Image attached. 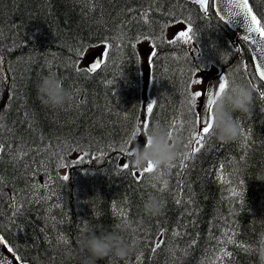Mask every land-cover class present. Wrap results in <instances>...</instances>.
Returning a JSON list of instances; mask_svg holds the SVG:
<instances>
[{
	"label": "trees",
	"instance_id": "trees-1",
	"mask_svg": "<svg viewBox=\"0 0 264 264\" xmlns=\"http://www.w3.org/2000/svg\"><path fill=\"white\" fill-rule=\"evenodd\" d=\"M250 3L264 26V0ZM182 20L191 22L199 51L167 38L168 26ZM234 38L212 10L205 16L186 0H0V231L22 260L85 264L79 241L86 228L127 224L120 235L138 241L132 252L96 264H259L264 84L248 47ZM142 39L154 46L153 112L145 120L179 142L173 166L152 173L132 167L124 151L138 127L144 132ZM98 45L105 47L102 66L87 72L83 55ZM212 65L229 84L255 85L252 111L233 113L238 139L225 143L211 133L194 153V116L185 100L196 73ZM49 73L72 91L55 108L37 94ZM150 194L159 199L157 215L144 211Z\"/></svg>",
	"mask_w": 264,
	"mask_h": 264
},
{
	"label": "clouds",
	"instance_id": "clouds-1",
	"mask_svg": "<svg viewBox=\"0 0 264 264\" xmlns=\"http://www.w3.org/2000/svg\"><path fill=\"white\" fill-rule=\"evenodd\" d=\"M254 91L253 83L232 82L223 93L215 97L212 111L213 134L218 140L227 143L239 138L240 124L233 113L251 114ZM37 94L44 105L54 108L72 99V91L65 87L62 78L56 73L41 77L37 84ZM143 134L144 146L135 142V146L130 150L127 147L124 149L125 152L131 153L130 164L136 170H144L149 162L157 166L166 165L177 157L179 142L170 137L168 131L159 123L147 128ZM258 179L264 180V177L258 176ZM143 207L145 213L151 215H157L161 210L158 197L151 194L144 201ZM127 228V224H122L112 231L103 227L86 228L79 241V249L85 256V264H96L110 255L126 258L138 243L122 238L120 233ZM256 251L259 264H264V237L261 238Z\"/></svg>",
	"mask_w": 264,
	"mask_h": 264
},
{
	"label": "snow or ice",
	"instance_id": "snow-or-ice-1",
	"mask_svg": "<svg viewBox=\"0 0 264 264\" xmlns=\"http://www.w3.org/2000/svg\"><path fill=\"white\" fill-rule=\"evenodd\" d=\"M196 4L200 6V8L205 13V16L208 12V0H194ZM229 2V13L232 18L236 16H243L244 24L246 25V31L247 33H259L262 38H264V27L260 26V21L257 20L255 15H252V9L249 7L248 0H228ZM222 11V10H221ZM193 35H195L191 22H189L187 32H181L179 34L180 39H184L185 42H188L192 39ZM245 40H249L250 36H245ZM253 43H257V50L264 55V44H259L256 41H253ZM99 63V62H98ZM97 65H93L92 67H89L86 69L87 72H92L95 70ZM256 72L258 73V79L261 81H264V60H260L256 64ZM111 83V82H109ZM196 84H202L204 83L203 78L197 79L194 81ZM229 86V78L227 75H220L218 81L216 83L211 82L210 85H205L204 89L201 91H196L191 93L189 96L186 97L185 103L188 105L189 111L193 114L194 120L189 121L188 123L190 125H194L192 127V134L190 139L188 140V144L197 145L195 148L192 149L194 153H198L201 151V149L205 146L204 141L207 138V136L211 133H213V118H212V111L214 109L215 105V97L225 91ZM259 95L264 98V90L259 91ZM197 98H201V103L198 109V114L196 111V105H197ZM154 103V102H153ZM153 103H149L147 105V113L151 114L153 112ZM149 121L145 120L143 123L144 131L148 128ZM173 127H176L173 125ZM184 125L181 124L179 126V129H177V132L181 131L183 129ZM169 136L171 137L173 135L172 132H168ZM142 135L140 128L138 127L133 133L132 138L138 142V137ZM144 135V134H143ZM145 138V136H144ZM144 146V145H143ZM125 154L129 157L131 155L130 152H125ZM187 160V156L184 157V160H181L180 166L181 167H187L185 161ZM79 163V161L75 162ZM161 166V165H160ZM157 165L151 164L149 162L148 167H146L143 170V173H152L154 169L157 167H160ZM166 167L171 168L173 166V161L168 162ZM130 168V165L125 163L123 164V169L127 170ZM134 176L136 175L135 172L132 173ZM62 180L67 181L69 179L68 175H64L61 177ZM160 191H163V189H160ZM179 203V201H177ZM191 202V201H189ZM179 235V233H177ZM164 243L163 240H159L155 247L151 249L152 252H155L158 248L161 247V245ZM195 243V241H193ZM0 264H10L9 261L6 260V258H0Z\"/></svg>",
	"mask_w": 264,
	"mask_h": 264
},
{
	"label": "water",
	"instance_id": "water-1",
	"mask_svg": "<svg viewBox=\"0 0 264 264\" xmlns=\"http://www.w3.org/2000/svg\"><path fill=\"white\" fill-rule=\"evenodd\" d=\"M188 1L195 3L194 0H188ZM214 7L217 13L219 14V16L228 24V26L232 30L237 32V37L249 45L252 51V56H253V60L255 63V68H256V64L260 60H264V55H262L257 50V43H253V41L258 42L259 44H264V38H262L259 33H251V34L247 33L246 25L244 24V20H243V16H236L234 18L231 17L229 13L230 5H229L228 0H214ZM251 14L253 15V13ZM246 35L250 36L249 40L244 39ZM98 62H99V58H97L96 62L92 64L91 67L93 65H97L98 67L99 66ZM211 82L215 83L214 79H209L206 83V86L210 85ZM0 258H6V260L9 261L10 264H33L28 261H21L19 256L12 249L8 247L1 233H0Z\"/></svg>",
	"mask_w": 264,
	"mask_h": 264
},
{
	"label": "rangeland",
	"instance_id": "rangeland-1",
	"mask_svg": "<svg viewBox=\"0 0 264 264\" xmlns=\"http://www.w3.org/2000/svg\"><path fill=\"white\" fill-rule=\"evenodd\" d=\"M187 27H185L183 24L181 23H174L170 26H168L167 28V34H169L170 36L172 37H177L179 38V34L181 32H187ZM180 39V38H179ZM183 41H185L184 39H181ZM188 43L190 45L191 42L188 41ZM102 47H96V48H93L91 50H88L86 52V54L84 55L83 59H82V64L83 65H88L91 61L93 62L94 61V58L99 55V54H102L101 51H102ZM139 50H140V54H141V57H142V64H143V67H142V75L144 77V88H146L147 86V83H148V74H149V71H150V67H149V56H150V53H151V46H150V43L149 41L147 40H142L139 42ZM221 74V71L216 68V67H210L208 69V71H201L199 72L193 82H192V89L194 90V92L196 91H201L204 89L205 87V83L207 81L208 78H216V80L218 81L219 77H220ZM203 78L204 80V83L202 84H196L194 83L195 80L197 79H201ZM145 91V90H144ZM201 98H199L200 100ZM147 102V98L145 100ZM201 102V101H200ZM199 102V104H200ZM140 141L138 140V143ZM135 145V143H134ZM134 147V146H133Z\"/></svg>",
	"mask_w": 264,
	"mask_h": 264
},
{
	"label": "bare ground",
	"instance_id": "bare-ground-1",
	"mask_svg": "<svg viewBox=\"0 0 264 264\" xmlns=\"http://www.w3.org/2000/svg\"><path fill=\"white\" fill-rule=\"evenodd\" d=\"M184 3H185V2H184ZM87 4H88V3H87ZM150 5H151V4H150ZM90 12H91V11H90ZM91 13H92V12H91ZM132 18H133V17H132ZM212 23H213V22H212ZM109 32H110V31H109ZM15 33H16V32H15ZM20 33H21V32H20ZM151 34H152V33H151ZM160 34H161V33H160ZM104 35H105V34H104ZM4 39H5V38H4ZM159 42H160V41H159ZM126 44H127V43H126ZM159 44H160V43H159ZM116 47H117V46H116ZM16 52H17V51H16ZM123 52H124V51H123ZM16 54H17V53H16ZM140 55H141V54H140ZM169 55H170V54H169ZM183 55H184V54H183ZM117 61H118V60H117ZM160 62H161V61H160ZM156 63H157V62H156ZM158 63H159V62H158ZM166 64H167V63H166ZM155 66H156V64H155ZM160 66H161V65H160ZM160 66H159V67H160ZM156 67H157V66H156ZM159 67H158V68H159ZM158 68H157V69H158ZM154 69H155V68H154ZM135 70H136V69H135ZM158 70L160 71V69H158ZM125 71H126V70H125ZM159 71H158V72H159ZM172 75H173V74H172ZM110 76H111V75H110ZM114 77H115V76H114ZM124 81H125V80H124ZM124 83H125V82H124ZM129 84H130V83H129ZM14 86H16V85H14ZM129 86H130V85H129ZM116 87H117V86H116ZM118 88H119V87H118ZM120 91H121V90H120ZM118 92H119V91H118ZM111 96H112V95H111ZM118 96H119V95H118ZM130 100H131V99H130ZM160 111H161V110H160ZM156 112H157V111H156ZM140 119H141V118H140ZM180 123H181V122H180ZM182 123H183V122H182ZM182 123H181V124H182ZM48 148H49V147H48ZM39 150H40V149H39ZM203 155H204V154H203ZM242 155H243V154H242ZM246 156H247V155H246ZM231 159H232V158H231ZM31 160H32V159H31ZM245 161H246V160H245ZM244 163H245V162H244ZM227 164H228V163H227ZM220 168H221V167H220ZM220 168H219V169H220ZM222 171H223V170H222ZM44 173H45V172H44ZM217 173H218V172H217ZM214 175H215V174H214ZM218 176H219V175H218ZM222 176H223V175H222ZM215 177H216V176H215ZM226 177H227V175H226ZM226 177H225V178H226ZM51 180H52V179H51ZM221 180H222V179H221ZM221 180H220V181H221ZM227 180H229V178H228ZM227 180H226V182H227ZM213 181H214V180H213ZM55 183H57V182H55ZM49 186H50V185H49ZM51 186H52V185H51ZM51 186H50V187H51ZM53 186H55V185H53ZM224 186H225V185H224ZM230 186H231V185H230ZM175 187H176V186H175ZM79 188H80V187H79ZM228 188H229V187H228ZM231 188H232V187H231ZM229 189H230V188H229ZM41 190H42V188H41ZM35 193H36V192H35ZM223 195H224V194H223ZM142 220H143V219H142ZM224 235H225V234H224ZM228 235H229V234H228ZM229 237H230V236H229ZM233 243H234V242H233ZM225 249H226V248H225ZM154 261H155V260H154Z\"/></svg>",
	"mask_w": 264,
	"mask_h": 264
}]
</instances>
